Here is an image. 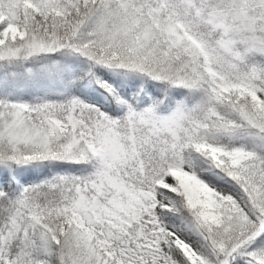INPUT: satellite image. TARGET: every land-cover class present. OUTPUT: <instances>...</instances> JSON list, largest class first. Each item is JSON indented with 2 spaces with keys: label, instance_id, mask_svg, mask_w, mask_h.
I'll return each instance as SVG.
<instances>
[{
  "label": "snow or ice",
  "instance_id": "1",
  "mask_svg": "<svg viewBox=\"0 0 264 264\" xmlns=\"http://www.w3.org/2000/svg\"><path fill=\"white\" fill-rule=\"evenodd\" d=\"M0 264H264V0H0Z\"/></svg>",
  "mask_w": 264,
  "mask_h": 264
}]
</instances>
